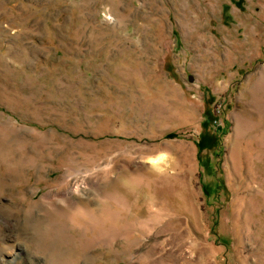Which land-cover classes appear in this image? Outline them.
<instances>
[{
    "label": "rangeland",
    "instance_id": "rangeland-1",
    "mask_svg": "<svg viewBox=\"0 0 264 264\" xmlns=\"http://www.w3.org/2000/svg\"><path fill=\"white\" fill-rule=\"evenodd\" d=\"M0 264H264V0H0Z\"/></svg>",
    "mask_w": 264,
    "mask_h": 264
}]
</instances>
